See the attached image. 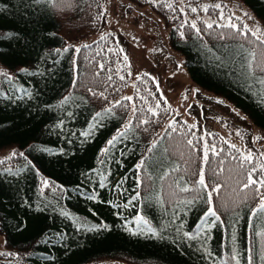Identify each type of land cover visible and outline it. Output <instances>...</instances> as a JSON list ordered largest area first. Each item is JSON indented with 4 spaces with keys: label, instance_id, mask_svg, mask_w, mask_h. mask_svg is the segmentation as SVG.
<instances>
[{
    "label": "trees",
    "instance_id": "trees-1",
    "mask_svg": "<svg viewBox=\"0 0 264 264\" xmlns=\"http://www.w3.org/2000/svg\"><path fill=\"white\" fill-rule=\"evenodd\" d=\"M240 1L264 25V0ZM44 2L37 42L10 14L0 12V90L39 67L31 55L35 46L47 52L46 63L60 59L65 68L48 75L43 99L30 104L19 99L15 112L4 110L0 99V149L15 148V155L0 159V231L11 251L1 261L90 264L108 257L130 264H264V211L258 210L264 187H244L249 172L261 170L260 154L246 161L220 133L208 131L204 136L219 154L210 150L205 163L198 125L174 117L146 71L134 80L127 119L130 101L122 96L112 102L128 82L114 36L106 32L78 45L68 42L103 26L98 0ZM87 5L94 6L89 16ZM151 7L172 20L169 41L184 56L190 79L233 101L264 133V45L251 34L240 36L214 24L209 29L203 21L195 23L197 33L190 20L182 24L177 7L163 0ZM9 40L23 41L10 46ZM15 48L16 59L2 52ZM201 52L206 60L217 57L225 70ZM167 117L171 120L159 130ZM173 121L175 130L169 127ZM200 172L208 187H220L211 198L199 185ZM184 204L197 208L189 223L182 217L163 222L164 215ZM210 207L223 223H195ZM234 217L240 223H230Z\"/></svg>",
    "mask_w": 264,
    "mask_h": 264
},
{
    "label": "rangeland",
    "instance_id": "rangeland-1",
    "mask_svg": "<svg viewBox=\"0 0 264 264\" xmlns=\"http://www.w3.org/2000/svg\"><path fill=\"white\" fill-rule=\"evenodd\" d=\"M155 1L157 0H148L146 4H139L134 0H98L99 6L105 15L103 26L91 29L79 36V38L68 42L78 45L81 42L97 38L106 32L111 33L118 46L123 50V57H128L127 60H124L128 70V82L120 93L112 98V102L122 96L132 97L135 78L140 71H146L156 80L161 96L171 104L174 117L179 116L198 125L197 131L202 137V156L205 143L210 149L213 146L206 140L205 133L217 131L228 142L235 144L241 153L247 155L249 152L251 154L257 152L260 154L262 165H264V133L240 111L233 101L213 91L203 90L190 79L184 56L169 41L168 32L170 25L168 23H171L172 20L169 18L166 21L162 15L153 10L151 3ZM163 1L165 4L175 6V8L177 7L180 10V15L174 14L178 15L179 20L183 22L182 24H185L187 20L196 24H198V21H203L205 24L213 23L215 26L224 24L225 20L219 17L220 9L214 7L216 4H221L225 17L233 16V22L247 25L253 31L259 27L261 32H264V25L240 0ZM91 6L87 5L84 11L87 16L94 8V6ZM205 7L208 8L207 12L203 10ZM192 8H196L197 11L193 12ZM0 12L4 13L3 15L10 14V20L16 22L17 26L20 25L21 29L30 31V34L34 36L33 42H37L38 20L43 18V12H45L44 0H8V3L0 0ZM245 13L248 15H245ZM177 18L172 19L176 20ZM21 41L23 40H9L6 42L7 45L11 46L15 42ZM2 52L9 59H16L12 57V53L20 54L19 48L13 49V52H10V50ZM202 54L205 55L206 60V54L201 52ZM31 55L35 58L37 57L39 67L28 72L27 76L24 75V81H20L21 84L15 85L11 82L2 84L0 99L4 103V110L15 112L14 106L16 105L13 103H16L19 99H22L21 103L28 101V104H30L29 102L33 103L36 100L43 99V91L48 87L49 83L48 75H57L65 69L60 59H56L52 64L46 63L44 57L47 56V52L42 54L36 51V46ZM61 55L63 54L61 53ZM208 59L212 63L208 62L213 66L221 67L215 62L217 57ZM221 68L225 70V67ZM2 70H5V68ZM132 105L133 102L131 100L127 119L131 114ZM170 120L171 117H167L159 130ZM257 137H260V139H257ZM14 150V147L0 149V159L10 156L15 152ZM16 176L14 175L13 178H16ZM252 177L256 180L264 179V170L252 172ZM217 187L216 184H213L207 188L209 192L215 191L216 193L215 189ZM218 189L220 191V187ZM262 202H264V196L259 201V203ZM196 210L197 208L189 205H178L176 212L163 216V222L177 223L178 218L182 217L186 223H189V219H191L192 214ZM181 221L183 220H180L179 223ZM195 223L223 222L220 219L216 220L214 217L207 216L206 212L198 217ZM230 223H240V221L234 217ZM211 230L212 228H209L208 232L210 233ZM10 254L11 251L5 244L4 233L0 231V264H4L1 259ZM90 264L130 263L124 259L107 257Z\"/></svg>",
    "mask_w": 264,
    "mask_h": 264
},
{
    "label": "snow or ice",
    "instance_id": "snow-or-ice-1",
    "mask_svg": "<svg viewBox=\"0 0 264 264\" xmlns=\"http://www.w3.org/2000/svg\"><path fill=\"white\" fill-rule=\"evenodd\" d=\"M168 7H171V5H168ZM214 7L216 9H220L219 17H220V19L225 20V23L224 24L218 25L219 27L230 28V29L233 30V33L239 34L240 36H244V37H247L249 34H251L253 37H255V39L257 41H259V43L261 45H264V32H261V30L259 29V27H257V29L255 31H253L247 25L237 24V23L233 22V20H234V17L233 16H228V17H225L224 16V14H223V8H222V5L221 4H216ZM191 10L193 12H196L197 11L196 8H192ZM203 10L205 12H207L208 11V8L205 7ZM245 15H248V14L245 13ZM191 27L194 28V29H196L197 33L200 32V29L196 27V24L194 22L191 24ZM212 27H213V23H207V28L211 29ZM221 35L223 36V34H221ZM66 50L67 49H65V51ZM57 51H60V50L58 49ZM76 51H79V49H76ZM121 51H123V50L121 49ZM250 55L252 57V60H255L256 59L255 52H252ZM127 59H128V57L125 56L124 57V60H127ZM100 67L103 68V65H100ZM261 71L264 72V67H261ZM109 79H110V77H109ZM120 79L123 80L124 77L121 76ZM261 83H264V79H261ZM93 95H95V93H93ZM101 95H103V94H101ZM105 99H106V97H105ZM125 99L131 101L132 100V97H130V96L129 97H125ZM142 99H143V97H142ZM221 103H222V101H221ZM159 107H160V101L158 100L157 101V104H156V108H159ZM108 111L110 112L111 109H108ZM148 111L151 112L153 116H158L159 115V113L154 108H152V107H149L148 108ZM97 115H99V113ZM143 123L146 124V123H148V121L147 120H144ZM174 125H175V121H173L171 124H169V127L170 128H173V130H175L174 129ZM191 127H195V125H192ZM123 135H124V133H121V136H123ZM257 139H260V137H257ZM108 143L111 145L113 143V141L110 140ZM187 143L189 145H191L192 144V140L189 139L187 141ZM225 143H227V141ZM230 147L233 148V149H236V151H238V152L240 151L239 149L236 148V145L235 144L230 145ZM210 150L213 152V154H217V155L219 154L216 151V146L215 145L211 146V149H210L209 146L207 145V143H205L204 148H203V160H204L205 163L208 162V155H209V151ZM106 151H107V149H105V152ZM13 155H15V153H13ZM21 155H22V153H21ZM233 158H235V157H233ZM242 158L244 160H246V161H252V159H253L252 154L250 152L247 155H244ZM0 163H2V161H0ZM261 170H264V165H261ZM221 171H222V169H221ZM255 171H256V169L253 168L252 171L249 172V174H248V180L244 184V187L245 188H248L251 185H255V184H259L261 187H264V179H261V180L253 179L252 172H255ZM45 184H47V181H45ZM199 185L201 187H203V188H207L208 187V185L205 183V179H204L203 172H201L199 174ZM184 190L187 191V189H184ZM215 190L218 191L219 190L218 187ZM257 191L259 192V190H257ZM211 195H212V193L209 192L208 193L209 198H211ZM261 195L264 196V194H261ZM209 203H210V199H209ZM258 210L259 211H264V202H262L260 204V208ZM207 216H211V217H214L216 220H219V217L217 216L215 210L213 208H211V207L209 208V210L207 212ZM250 259L251 258H249V260ZM262 259H264V257H262ZM236 264H240L239 260H237Z\"/></svg>",
    "mask_w": 264,
    "mask_h": 264
}]
</instances>
